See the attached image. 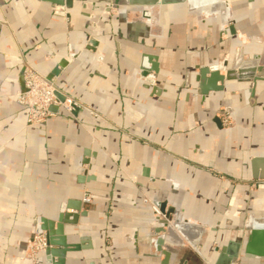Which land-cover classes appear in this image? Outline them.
I'll return each instance as SVG.
<instances>
[{
	"label": "crops",
	"instance_id": "crops-1",
	"mask_svg": "<svg viewBox=\"0 0 264 264\" xmlns=\"http://www.w3.org/2000/svg\"><path fill=\"white\" fill-rule=\"evenodd\" d=\"M215 1L0 0V264H33L38 220L62 213L78 217L65 224L79 248L66 264H215L230 242L245 245L243 227L264 217V81L203 99L196 77L239 56L264 67V0ZM26 66L98 116L53 107L28 126L15 97ZM164 202L179 221L169 261L152 238Z\"/></svg>",
	"mask_w": 264,
	"mask_h": 264
},
{
	"label": "water",
	"instance_id": "water-1",
	"mask_svg": "<svg viewBox=\"0 0 264 264\" xmlns=\"http://www.w3.org/2000/svg\"><path fill=\"white\" fill-rule=\"evenodd\" d=\"M55 5L65 6L71 8V0H45ZM125 3L130 7L137 8H156V7H175L185 4L187 1L192 0H124ZM232 35H235V29H229ZM92 44H95L92 42ZM241 65L235 63L236 58H228L223 62L209 66L199 68V74L196 77L198 83V94L205 99L210 93H218L224 90L225 82L237 81L240 83H257L264 81V77H258L257 73L261 74L264 71V67H249L251 59L247 56L245 58L239 56ZM259 59V56H254V60ZM66 61H62L59 65L60 68L65 67ZM158 69L154 68L156 72ZM57 73V72H56ZM55 73V74H56ZM225 73V74H222ZM54 74V75H55ZM50 79L53 77H49ZM88 164L87 160L83 165ZM80 182H85V172L79 177ZM67 209H73L82 216L86 215L87 207L85 204H73L69 203ZM176 213L175 210L167 208V203L158 204V210L156 212L157 225L154 229V236L156 239L153 244L159 255H163L166 261L171 258V253L164 250L167 247L169 241L166 240L165 236H161L162 233H166V228H169V223L173 220V215ZM162 216V217H161ZM72 219V220H71ZM77 216H72L67 213H62L58 216L56 221L47 219L38 220L37 234L41 235L45 233L47 249L46 262L47 264H66L64 257L68 253L76 252L79 248L76 245H70L67 239L64 238L65 224L75 225L77 223ZM261 224H264V217L259 220ZM250 231V235L245 245L243 241L230 242L228 246L222 249V252L216 262V264H232L233 260L241 256L243 251V257L247 259H259L264 260V225L249 227L245 226ZM243 249V250H242ZM53 258L58 260L55 262ZM166 264V262L164 263Z\"/></svg>",
	"mask_w": 264,
	"mask_h": 264
},
{
	"label": "built area",
	"instance_id": "built-area-1",
	"mask_svg": "<svg viewBox=\"0 0 264 264\" xmlns=\"http://www.w3.org/2000/svg\"><path fill=\"white\" fill-rule=\"evenodd\" d=\"M58 14H63L62 9H57ZM24 89L16 94L17 102L25 107L28 111V126L44 125L48 120L55 116L52 111L53 107L63 110L71 116H75L80 111H86L90 116L97 117L98 114L84 106L77 100L67 96L60 91L53 78H48L30 66H26L23 72ZM228 119V118H227ZM226 121V117L223 116ZM30 248H34L35 262L38 261V255L47 249L46 238L44 236L34 237L29 244ZM31 258V260L33 259Z\"/></svg>",
	"mask_w": 264,
	"mask_h": 264
},
{
	"label": "bare ground",
	"instance_id": "bare-ground-1",
	"mask_svg": "<svg viewBox=\"0 0 264 264\" xmlns=\"http://www.w3.org/2000/svg\"><path fill=\"white\" fill-rule=\"evenodd\" d=\"M210 1L212 0H207L206 3H209ZM205 2V0H192V1H187L185 4H187L189 6L190 9H193V8H197L199 7L200 5H203ZM223 9V8H222ZM228 25V23H225V25ZM235 63H237L238 65H241L243 62H240V59L239 57L236 58V61ZM158 205V204H157ZM176 215V213L173 215V220L169 223V228H166V233H162L161 236H165L166 240L169 241L167 243V247H169L168 244L172 243L170 240L173 241V238H172V233L174 234L175 233V230H177L178 228V225H179V221L174 219V216ZM162 217V216H161ZM263 218V217H261ZM261 218H258V219H254V218H251L246 225H248L249 227H254V226H262L264 224H261V222L259 220H261ZM157 222V221H156ZM157 224V223H156ZM154 242H156V239H153ZM174 242V241H173ZM177 244V243H176ZM175 245V244H174ZM175 246H180V245H175ZM171 247V246H170ZM220 256V255H219ZM219 258V257H218ZM247 259V258H246ZM218 260V259H217ZM235 260H233L234 262ZM217 262V261H216ZM232 262V263H233Z\"/></svg>",
	"mask_w": 264,
	"mask_h": 264
},
{
	"label": "rangeland",
	"instance_id": "rangeland-1",
	"mask_svg": "<svg viewBox=\"0 0 264 264\" xmlns=\"http://www.w3.org/2000/svg\"><path fill=\"white\" fill-rule=\"evenodd\" d=\"M212 2H219V1H215V0H212V1H210L209 3H212ZM164 8H166V7H164ZM198 8V7H197ZM212 13V12H211ZM211 13H205V14H211ZM214 13V12H213ZM229 22H230V20H229ZM227 26V24L226 25H224V27H226ZM227 29V28H226ZM227 119V118H226ZM230 121H228V126L230 125ZM227 126V127H228ZM244 228V231L245 232H249V230L248 229H246V227H243ZM243 241V240H242ZM30 244V243H29ZM243 250V249H242ZM34 253L36 254L35 256H37V252H35V249L34 248H30V246L28 245V254H27V257L29 258V259H31V258H33L32 257V255H34ZM239 257V256H238ZM238 257H237V260H236V262H235V264H248V263H246L242 258H243V251L241 252V257H240V260L238 261ZM32 261H33V264H38V262H35V257L32 259ZM214 264V263H213ZM216 264V263H215ZM250 264V263H249Z\"/></svg>",
	"mask_w": 264,
	"mask_h": 264
}]
</instances>
